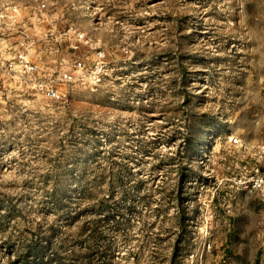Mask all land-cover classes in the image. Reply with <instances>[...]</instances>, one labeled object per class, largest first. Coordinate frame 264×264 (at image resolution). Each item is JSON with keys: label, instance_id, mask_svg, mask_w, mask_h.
<instances>
[{"label": "rangeland", "instance_id": "obj_1", "mask_svg": "<svg viewBox=\"0 0 264 264\" xmlns=\"http://www.w3.org/2000/svg\"><path fill=\"white\" fill-rule=\"evenodd\" d=\"M16 7L29 34L100 40L111 70L64 103L0 93V264H264L242 183L264 149V0Z\"/></svg>", "mask_w": 264, "mask_h": 264}, {"label": "built area", "instance_id": "obj_2", "mask_svg": "<svg viewBox=\"0 0 264 264\" xmlns=\"http://www.w3.org/2000/svg\"><path fill=\"white\" fill-rule=\"evenodd\" d=\"M49 5L37 2L30 8L37 28ZM20 7L0 8V93L22 92L50 103H64L78 88L98 92L110 77L111 62L102 42L70 24L53 25L46 33L29 34ZM124 55L131 54L128 47ZM260 165L242 183L264 201V149Z\"/></svg>", "mask_w": 264, "mask_h": 264}]
</instances>
